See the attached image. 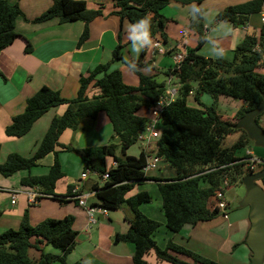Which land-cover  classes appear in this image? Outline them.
Returning <instances> with one entry per match:
<instances>
[{"label":"trees","instance_id":"1","mask_svg":"<svg viewBox=\"0 0 264 264\" xmlns=\"http://www.w3.org/2000/svg\"><path fill=\"white\" fill-rule=\"evenodd\" d=\"M172 1L181 5H195L194 17L189 20L188 27L196 33L197 44L186 49L178 68L171 70L170 67L166 71V75L173 72L177 76L179 86L176 97L161 108L160 127L153 139V148L147 150L149 153L141 150L138 156H133L126 154V149L137 142L149 121L137 111L144 106L151 109L163 95L165 82H159L153 75L143 74L139 70L144 49L137 59L126 62L136 75L137 83L124 82L119 69H109L111 61L123 59L120 46H116L110 62L99 64L79 77L75 97H62L57 90L42 85L27 99L23 111L13 116L6 125L4 132L7 136H22L52 107L65 105L66 108L61 114L53 116L33 153L28 157L9 153L0 162V174L10 176L17 171H29L51 153L53 161L46 173H27L21 177L20 183L28 187L36 186L48 197L63 202L68 200L65 199L66 195L53 192L56 181L63 176L57 154L59 148L73 151L83 159V168L100 174L108 173L103 186L96 192L94 203L106 209L126 203L130 208V225L119 235V239L133 245V264H148L145 255L151 251L156 259L172 264H219L172 240L164 248L159 247L152 238V233L160 225L159 221L147 217L139 209L141 203L151 200V195L147 191H138L128 197L125 195L134 184L146 179L140 170L146 157L155 154L176 171L173 178H154L161 197L165 224L170 231L177 232L185 224L195 225L223 212L215 205V191L224 192L230 184L242 180L243 162L238 160L244 153L240 155V152L252 142L245 131L235 129L234 124L246 110L260 101L264 92V23L257 34L252 30L244 35L233 48L230 58H210L196 53L205 41L200 8L203 0H113V13L135 28L143 21L146 35L161 40L166 47L165 52L171 54L181 49L174 46L168 50V37L164 31L167 18L161 14V10ZM263 2L247 0L227 6L215 14V19L228 20L233 27H241L246 24L249 14L260 11ZM21 14L17 3L0 0V51L16 38L14 23ZM99 14L100 6L90 10L85 0H52L51 5L32 21L56 18L63 23L82 20L84 28L77 40V45H80L88 36V22ZM24 49L30 50L28 41ZM193 81L197 82L194 89L191 85ZM89 88L93 90L90 95L87 94ZM192 91L196 105L189 103ZM202 93L212 98L210 104L200 100ZM220 96L226 100H240L234 114H224L219 110L217 100ZM100 112L107 116L113 129L111 138H116L118 143L111 140L101 145L78 148L59 142L65 129L77 130L82 127L80 123L84 118L95 119ZM233 132H240L238 139L225 147V137ZM118 147L120 153H117ZM110 159L116 162L115 166L108 165ZM261 160L263 162L259 167H264V159ZM226 176L228 185L224 186ZM260 182L264 185V178ZM71 188L68 187L67 194ZM96 188L98 182L86 190ZM72 222L73 217L66 215L58 219L46 218L31 225L27 213H24L17 229L9 228L0 233V264H52L54 261L66 264L65 257L75 244L76 231L72 228ZM43 242L58 249V254L44 251L40 246ZM31 247L40 251L38 259L28 255ZM72 264L84 263L76 261Z\"/></svg>","mask_w":264,"mask_h":264},{"label":"crops","instance_id":"2","mask_svg":"<svg viewBox=\"0 0 264 264\" xmlns=\"http://www.w3.org/2000/svg\"><path fill=\"white\" fill-rule=\"evenodd\" d=\"M7 1L17 3L22 14L15 19L16 38L0 51V162H3L11 152L30 156L42 139L53 116L65 110V105L50 108L33 123L29 131L20 137L5 134L4 129L10 123L11 118L23 111L27 99L34 95L42 85L57 90L62 97H75L79 77L87 74L99 64L110 62L116 46H120L123 59L111 61L109 69H119L122 76L123 72L131 73L132 77L129 76L128 79L130 82H124L132 85L137 83L136 75L129 69L126 62L137 59L142 49L145 51L139 70L143 74L153 75L156 80L161 76L159 82H165L166 71L175 63L174 55L197 44L196 33L188 27L189 19L193 18L195 13L192 4L181 5L177 2H170L169 4L173 3L172 8L178 13L176 16L169 15L173 9L163 10L162 14L167 18L164 31L168 37V50L174 46L181 50L171 54L167 52L159 54L156 51L153 53L151 47H143L139 44L138 39L131 32L132 26L129 22L113 13L115 10L113 0H85L90 10L100 6L101 14L88 22V36L80 45H77V40L84 28L82 20L75 19L63 23H59L56 18L43 22L32 21L51 5L52 0ZM245 1L247 0H203L200 3L205 41L196 50L197 54L210 58L222 56L228 59L232 56L233 48L247 32L253 30L256 34L258 33L262 25L260 11L249 14L246 24L241 27H233L228 20L215 19V14L221 9ZM26 41L30 44L29 51L24 49ZM262 70L264 71V68ZM191 85L194 89L197 82L193 81ZM92 92L93 90L89 88L87 94L90 95ZM193 93L194 91L188 99L190 104L196 105ZM199 98L205 104L212 102V98L206 93L200 94ZM236 110L237 108L232 113H228L234 114ZM139 114L149 120L152 116L150 108ZM92 120L95 122L94 132L74 131L73 134L72 129H65L59 137V142L69 144L71 139H75L78 148L105 144L107 140L103 141L102 131L112 128L111 123L102 112ZM258 123L264 129V113L258 117ZM135 143L137 148L129 146L126 154L138 156L141 150L149 153L147 150H151L154 146L153 140L147 144L141 140ZM246 150L253 153L252 148L246 146L243 147L240 155ZM257 151L264 158V150ZM57 155L63 176L56 181L53 192L66 195L68 187L79 181L84 161L77 153L67 152L60 148ZM52 161L53 154L49 153L29 171H17L10 176L0 174V233L9 228L17 229L24 213H27L31 225L46 218L58 219L71 215L73 217L72 228L76 231V235L75 244L65 257L66 264L76 261L84 264H133V245L119 239V235L128 229L132 218L131 210L126 203L109 207L107 214L98 215L95 223L86 226V212L74 200L68 199L60 202L50 197L43 200L42 197L36 203L28 201L25 190H41L36 186L21 185V177L27 173L44 174ZM164 161L160 159L157 166L146 173L140 170L146 179L134 184L125 195L128 197L138 191H147L151 194L152 199L141 203L139 209L147 217L160 223L152 233L156 244L164 248L167 242L172 240L219 264H250L251 251L245 244L250 225L247 211L241 209H231L227 213L223 211L210 220L190 226H185V224L177 232H172L167 228L157 181L154 178H173L176 176V171L163 163ZM95 182H98L97 177L89 176L82 181V189H89ZM12 190H19L14 203L11 202ZM185 236H187L186 241ZM40 246L44 251L55 254L59 252L44 242ZM28 255L32 259H38L40 251L31 247L28 249ZM145 260L148 264H172L156 259L153 251L145 255ZM52 264L62 263L54 261Z\"/></svg>","mask_w":264,"mask_h":264},{"label":"built area","instance_id":"3","mask_svg":"<svg viewBox=\"0 0 264 264\" xmlns=\"http://www.w3.org/2000/svg\"><path fill=\"white\" fill-rule=\"evenodd\" d=\"M260 22L264 23V5L262 4L260 9ZM136 30L137 28L132 27L131 32L136 36ZM139 41V44L143 47H151L152 52L155 51L159 54H163L166 51V47L163 45L161 40L151 38L146 35L145 38H137ZM186 55V50L184 52L176 53L173 57L175 63L171 67V70L174 68H178V65L181 62V59L183 56ZM179 83L177 76L170 72L166 79H165V90L163 95L155 102V104L151 107V118L148 121V123L145 126V129L143 132L139 134L138 140H141L145 142L146 144L153 140L159 130V118H160V112L163 105L171 102L177 94ZM160 157L155 154H150L146 157L145 163L142 166L141 170L146 173L147 171L155 168L160 161ZM239 162H243V171L244 175L248 172H254L257 167L263 162L260 157L255 156L250 150H246L244 153V156L238 160ZM116 162L112 161L111 166H115ZM90 175H93L97 177L98 180V188L96 189H90V190H83L82 189V181L87 179ZM108 178V173H98L95 170H90L89 168H83L80 176L79 181H77L74 185H72V188L70 189V193L66 194L65 199H71L74 200L79 206L83 207L86 215H87V225L93 224L97 221L98 215H105L107 214V209L101 207L98 204H95L94 201L96 200V192L101 189L104 182ZM223 185H228V178L227 176L224 178ZM19 190H12L11 193V202L14 203L16 196L18 194ZM24 193L27 196V199L30 203H36L39 201L40 198L49 196L42 191H38L36 189H30L25 190ZM215 197H216V207L220 210H224L228 206V202L224 198V192L221 190L215 191Z\"/></svg>","mask_w":264,"mask_h":264},{"label":"water","instance_id":"4","mask_svg":"<svg viewBox=\"0 0 264 264\" xmlns=\"http://www.w3.org/2000/svg\"><path fill=\"white\" fill-rule=\"evenodd\" d=\"M264 113V92L260 101L251 109L246 110L234 124L235 129L245 131L249 140L255 146L264 147V129L257 117ZM264 178V167L243 175L241 183L245 193L238 203L239 207L248 206L249 228L246 244L249 247L250 264H264V188L258 183Z\"/></svg>","mask_w":264,"mask_h":264},{"label":"rangeland","instance_id":"5","mask_svg":"<svg viewBox=\"0 0 264 264\" xmlns=\"http://www.w3.org/2000/svg\"><path fill=\"white\" fill-rule=\"evenodd\" d=\"M212 1V0H211ZM235 1H238V0H235ZM241 1V0H240ZM187 5H189V4H187ZM193 5V7H194V9H195V5L194 4H192ZM172 6H173V3H171V4H168V5H166L165 6V8H163L162 9V11H161V14H162V12H163V10H165L166 8H170L171 10L173 9L172 8ZM224 9V8H223ZM176 10H178V9H176ZM222 10V9H221ZM201 11H202V9H201ZM178 13L177 12H175V9H173V11H171V14H169L170 16H172V15H177ZM163 15V14H162ZM164 16V15H163ZM174 16V17H175ZM190 20V19H189ZM167 21V20H166ZM196 46V45H195ZM230 55V54H229ZM123 76H124V81H126V82H128L129 80V76H131L132 77V74L131 73H128V72H123ZM160 79H161V76H159V77H157V80L158 81H160ZM130 82V81H129ZM218 102V107H219V110L221 111V109L223 110V111H221V112H225L224 114H229L230 112L232 113V111H234V109H236V108H238L239 106H240V100H238V99H228V100H226L224 97H222V96H220L219 97V99L217 100ZM192 103V102H191ZM149 108H147V107H141L138 111H137V113H142L143 111H146V110H148ZM229 112V113H228ZM261 116V115H260ZM258 120V119H257ZM80 125L81 126H84L83 128L82 127H79V129H77V130H74V131H78V132H80V133H92V132H94V129H95V127H94V125H95V122L92 120V119H90V118H84L82 121H81V123H80ZM158 127H160V125H158ZM73 131V134L75 133ZM102 133L104 134V140L103 141H106V143L108 142V141H114V142H116V143H118V140L116 139V138H111V136L113 135V133H112V128L110 127V129H108V131H107V128L106 129H104L103 131H102ZM240 135V132H233V133H231V134H229L227 137H225V139H224V142H223V145L225 146V147H228V146H230V145H232L237 139H238V136ZM62 144V143H61ZM76 141H75V139H71L70 140V142H69V144L68 145H70V146H74V147H77L76 146ZM95 145H101V144H95ZM133 148H137V144L136 143H134V144H132L131 145ZM130 146V147H131ZM247 146H249V147H251L252 148V150H253V154L255 155V156H258V157H260V158H262V159H264L263 158V156L261 155V154H258V151L257 150H264V147H262V146H255L252 142H250V143H248V145ZM65 151H67V152H72V153H74L73 151H68V150H65ZM117 152L118 153H120V148L118 147V149H117ZM238 152H240V151H238ZM26 157H28V156H26ZM111 159L110 160H108V165H110L111 164ZM163 163H166V164H168L169 166H171L167 161H164ZM173 168V167H172ZM261 168H263V167H257V169L255 170V171H257V170H259V169H261ZM174 170V169H173ZM46 173V172H45ZM81 173V172H80ZM90 176H93V175H90ZM263 188H264V185L259 181L258 182ZM149 193V192H148ZM244 193H245V188H244V186L242 185V183H241V181H237V182H234V183H232V184H230V186L224 191V198H225V200L228 202V206L223 210V211H225V213H227L228 211H230L231 209L232 210H239V209H241V210H244V211H247V213H248V211H249V208H248V206H245V207H239L238 206V203H239V201L241 200V198L243 197V195H244ZM151 195V194H150ZM49 199V197H43L42 199L43 200H45V199ZM50 199H53V200H56V201H58L57 199H55V198H51L50 197ZM151 199H152V197H151ZM221 214V213H220ZM185 226H190V224H186ZM184 230V229H183ZM184 232V231H183ZM187 238V236H185V241L187 240L186 239ZM245 244H246V242H245ZM50 246H52V245H50ZM53 248H55V247H53ZM58 250V249H57ZM196 253H198V252H196ZM198 254H200V253H198ZM200 255H202V254H200ZM203 257H205V256H203ZM207 258V257H206ZM208 259H210V258H208ZM212 260V259H211ZM214 261V260H213ZM60 262V261H59ZM61 263V262H60ZM217 263H219V262H217Z\"/></svg>","mask_w":264,"mask_h":264},{"label":"clouds","instance_id":"6","mask_svg":"<svg viewBox=\"0 0 264 264\" xmlns=\"http://www.w3.org/2000/svg\"><path fill=\"white\" fill-rule=\"evenodd\" d=\"M136 35H137V38H145L146 37V33L143 30V21H141L140 24L137 26Z\"/></svg>","mask_w":264,"mask_h":264}]
</instances>
